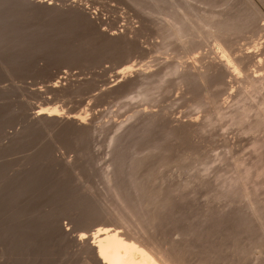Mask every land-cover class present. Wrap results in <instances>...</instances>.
<instances>
[{"label": "rangeland", "instance_id": "1", "mask_svg": "<svg viewBox=\"0 0 264 264\" xmlns=\"http://www.w3.org/2000/svg\"><path fill=\"white\" fill-rule=\"evenodd\" d=\"M39 1L0 0V264H85L78 248L54 232L55 219L74 235L92 233L99 223H116L119 202L109 176L114 172L113 181L131 191L135 176L129 173V165L137 155L146 159L137 177L144 178L149 188H160L163 194L177 199L167 214V219L171 214L176 216L172 217L176 226L165 223L164 236L179 240L182 227L202 225L207 205L228 214V219L230 212L232 222L226 218L219 219L224 221L221 224L215 222L221 227L215 224L214 228L221 231H216L220 239L215 238L219 240L218 247L214 244L215 252L212 250L213 259L208 256L216 259L211 264H264V234L254 228L256 223H252L254 235L247 234L243 217L237 219L243 213L247 219L250 213L242 190L231 192L229 198L220 197L225 183L241 168L239 163H254V168L263 164L264 168V148L260 153L253 145L256 135L245 133L243 125L234 120L230 123L228 118L218 116L220 107L234 110L241 107L240 102L246 103L245 99L239 101L241 83L231 77L220 79L210 88L209 103L201 106L204 93L197 76L221 44L215 37L206 36L198 17L241 8L255 16V21L259 19L264 35V0ZM184 16L199 23L195 24L199 28L194 31L188 25V34L177 37L171 24L183 21ZM251 31H235L222 43L237 54L257 51L264 37ZM131 64L134 67L129 74L133 77H116ZM58 80L62 86L49 89ZM109 86H115L114 90L106 93ZM34 106L82 115L90 127L80 129L69 122L63 126L31 123ZM208 111L216 120L212 119L205 134L197 123ZM148 112L155 113L156 119L147 126L143 122ZM130 123L137 133L131 132V137V133H125L118 139L122 143L117 139L116 143L113 138L122 130L116 132L115 125L122 124L125 129ZM262 175L250 177L252 186L248 188L259 184L256 195L262 201L256 195L253 198L264 203ZM197 248L195 252L200 254ZM201 255L192 257L204 263L205 255Z\"/></svg>", "mask_w": 264, "mask_h": 264}, {"label": "bare ground", "instance_id": "2", "mask_svg": "<svg viewBox=\"0 0 264 264\" xmlns=\"http://www.w3.org/2000/svg\"><path fill=\"white\" fill-rule=\"evenodd\" d=\"M33 1H34V3L37 2V0L36 1L33 0ZM40 1H43V3L47 2L46 0H40ZM31 2H32V0H31ZM38 3H37V5H39L42 2H40L39 4ZM49 4L51 5V2ZM247 4H248V2H247ZM232 7L233 6H231V8ZM240 7H242V6H240ZM235 8H237V7H235ZM244 8H246V7H244ZM247 9L249 11V8H246V10ZM251 10H252V7H251ZM228 11H229V9H228ZM230 12L231 13H228V14L220 13L218 15L217 14H214L212 16L209 15V17H203V16L202 17L201 16L198 17L199 18L198 22L200 23V27L203 28L204 31H206L205 32L207 34L206 36L207 37L208 36L215 37V39L216 40L218 39L220 41V43L222 44V45L220 44V50L215 53V55L212 57V59L210 58L211 60L203 63L202 62L203 60L200 58L202 60L201 63H203V66L200 67V70L198 68L199 71L197 72V76H198L200 84H201V86L203 88V93H204V95H202V105L201 106H205V105H207L209 103L210 88L212 87L213 84L218 83L220 81V79H222V81H225L224 79H227V78L231 77V79H233L234 81L240 82L241 86L240 85H238V86H240L239 88H241L240 89L241 90V97L243 96V99L240 97L239 99H241V100H239V99L238 100L239 101H243L245 99L246 103L244 104V102L243 103L240 102L241 103V105H240L241 107H238V109H236V108L234 109L233 108L234 110H231V107H229V109H228V107H226V108L224 107L226 110H223L224 108L221 109V107H220V109L218 111V116H219V118H222V119L228 118L230 123H231V119H232V121L234 120L236 123L240 124L241 126L243 125L242 130L245 133H247V134L250 133V134L256 135L255 139L253 141V145H254L255 150H259L258 152L261 153L260 149L262 150V148H264V90H263L264 89V42L263 43L261 42L262 44L259 43V44H261V46H260L261 48H258L257 51H254V50H250V51L248 50L247 51L246 50L247 52H244L245 50L244 51L242 50L244 52L243 54L235 53V49L234 48H233V50H231L230 48L226 47V45L223 44L222 42L224 40L226 41L227 38L232 33H235V31L239 32L241 30L243 31V30L252 29L253 31H251V32H254L255 35L261 34L262 26L260 27V24H258L260 22H257L259 19L257 21H255L256 20V19H254L255 16L253 18L252 14H251V16L247 15V13L245 12L244 9L240 8V9L233 10V11H230ZM254 13H255V11H254ZM257 13L258 12H256V14ZM259 14H260V12L257 15L259 16ZM261 16H262V14H261ZM257 18H260V16L257 17ZM171 22H173V21H170V23ZM199 23L198 24L195 23V24L199 25ZM195 24H194V21L191 19V17L189 18L188 16H184L183 21L181 20V21H179V23H178V21L175 22V23L173 22L171 24L172 25L171 28L174 29V35H177V37L178 36L185 37L186 33L188 32V28L190 26H191V30H194V31H196L195 29L199 28ZM171 25H169V27ZM188 25H190V26H188ZM262 36L264 37V35H262ZM232 52H234V53H232ZM253 66H255L254 70H252ZM133 67H134V64H131V65H128V66L124 67V69H122V71H119L117 73L116 77L117 78H119V77L121 78V75L123 77H127V76L131 77L132 75L129 74V73L131 72ZM176 70L178 71V68ZM195 73L196 72L193 71V74H195ZM141 74L143 75L144 73H141ZM143 76H145V75H143ZM184 76H185V74H184ZM187 76H190V75H187ZM142 78H144V77H142ZM115 81H117V79H115ZM59 82H60V80L55 81L54 83H51L48 86L49 89H52V91H53V90H56L58 87H61L62 85L60 86ZM224 84L227 85V82H225ZM112 87L113 86H109V87L105 88L106 89V93H109L108 91H113L114 90L113 88L115 86L113 88ZM218 87H221V86L219 85ZM224 89H226V88L224 87ZM222 90H223V88H222ZM262 90H263V92H262ZM211 91H214V89L213 90L211 89ZM55 92H57V91H55ZM104 92H102V93H104ZM238 92H239V90H238ZM237 94L239 95V93H237ZM214 96H216V95L214 94ZM214 99H215V97H214ZM240 103L238 102V104H240ZM242 104H243V106H242ZM227 105H229V104H227ZM233 107H235V106H233ZM33 109H34V111L31 113L32 117H30V119H32V121H30L31 123L32 122L35 123V124L36 123H39V124L41 123V124H45L44 126H46V125H49V126L50 125L51 126H53V125L54 126L62 125L63 126V124L69 122V124L72 123V125L74 127H77V128H80V129H83L85 127H87V128L90 127V125L88 126L87 119H85L84 116L77 115V114H70V113L67 114L68 112L66 113L67 115L65 113H59L58 112L59 110H58L57 107L45 108L44 106L43 107L39 106V107H35ZM212 110H210V111H212ZM210 111H208L209 113H208L207 116L205 115V117H204L205 119L203 118L204 119L203 121H199V123H197L198 124L197 126H199L198 129L200 128L202 133L205 130H208L207 126L210 123H212V119L214 118V116L212 115V113H210ZM154 119H156L155 113H151V112L149 113L148 112L147 118L144 119L145 121L143 123L144 124L147 123L146 125L148 126V124L152 123L154 121ZM211 125L212 124H210V126ZM95 126H97V125H95ZM112 126H114V125H112ZM115 127H116V130H115L116 132H119V130H122V132H121L122 134L118 133L113 138V139H115L114 141H116V139H117V141L119 143H120V141L118 139H120V137L124 138L123 135L125 133L136 132V131H133L135 128L133 129V127H131V123L128 126L129 128L126 127L125 129H123L122 124L121 125H119V124L115 125ZM177 128H179V127H177ZM148 129H149V127H148ZM172 129H174V128H172ZM178 131H180V130H178ZM142 132H143V130H142ZM132 133L130 135H128V136L131 137ZM16 138H18V137H16ZM127 138L125 137V139H127ZM117 141H116V143H118ZM113 143H115V142H113ZM116 143L114 144L115 147H116ZM119 146L120 145L118 144V147ZM111 147H113V144H112ZM124 148L125 147H123V149ZM124 150H126V149H124ZM120 151H121V147H120L119 152ZM134 151H135V149H134ZM121 155H123V154H121ZM263 155H264V152H263ZM137 156H136V158L131 160L132 161L131 164H130L131 166L129 165V167H131L130 168L131 170H129L130 171L129 173H132V176L133 175L135 176V178L132 180L131 191H129L126 188L127 187L126 185H125L126 186L125 187L121 183H119V182L117 183V182L113 181L114 178H115V177H113L114 176V172H111L113 175H111V173H109V175H111V176H109L110 177L109 178L110 179V183L112 184L110 186L112 188L111 190L115 194L114 196H116L118 198V202H119L118 203L119 204V206H118L119 208H117L118 211L115 209L117 211V212H115L113 210L115 212V215L111 214V216L114 215V217L116 219V223H110V222H103L101 224L99 223L98 225H96L97 227L94 228V231H92V233H89L88 231H82L79 234H77L75 232L76 234L74 235L70 231V229L68 227L66 229L63 228L62 224L60 223V220L55 219L56 221L55 220H54L55 222L53 221L54 224L52 223L53 224V229H55L54 232H56V234H58L61 238L66 240V242L73 243L78 248V251L82 254V256H84L87 264H209L208 262H210V264H211V261L215 262L216 261L215 258H214L215 260H211L210 258H208V256L211 254L210 257L212 258L213 257L212 255L214 254L213 251L218 247L217 241L220 238H219V236L217 237L218 234H217L216 231H219V230H217V228H219V226H220L219 224L224 222V221L220 220V222H221L220 223L219 219L220 218L221 219L226 218L228 214L225 216L226 213L225 214H222V212L219 213L220 211H218V212L216 211L215 212L214 209H213L214 207L211 208V207H207V205H206V208H204V212H203V215H202L203 216L202 217L203 218V220H202L203 222L201 223L202 225H200L199 227H191V226H187L185 228L182 227V229H183L181 231L182 232V235H181L182 237L179 240H177V239H171L170 240L168 237H166V235L165 236L163 235L164 232L162 233V231H163L162 228H164L163 226H164L165 223H166V225L168 223L171 226V224H174V223L177 222V221L175 222L174 220H172V217L174 216L173 214H171L172 217L170 216L171 219L170 218L167 219L169 217V215L167 216V214H169L168 212H170V209L174 207V201L177 200V199L173 200L172 199L173 197L171 198L168 194L167 195L163 194L162 190L160 188L159 189L149 188L148 187L149 185L147 186L145 181H143L144 178L141 179L140 177H137V176H139V174L137 175L138 169L141 168V165L144 164V161L146 163V159L144 157L141 158L140 156L139 157H137ZM259 156H260V154H259ZM115 159H116V157H115ZM241 161H243V160H241ZM257 161H258V159H257ZM112 162H113V160H112ZM257 163H256V165H257ZM120 164H121V162H120ZM239 165H240L241 168L238 167L239 170L237 171V173H234V177L233 178H229L227 183H225L224 191L223 192L221 191L222 194L220 195V197L224 195L223 197L226 196V197L229 198V196H231V194H232L231 192L235 191L233 193H236V191L239 190L238 192H240L242 190V192H241V193H243L242 196H244L243 198L246 197L248 205L250 206L249 207L250 209L248 208L250 213H248L249 211L248 212L246 211L248 213V218L247 219H244V218H246V217L243 216L244 213H243V215H241L240 212H239L240 214H237L238 217L241 215L239 218L236 217L237 216L236 214H235L236 216H233V218L236 217L240 221V218L243 217V218H241L242 219L241 222H242V224L243 223L245 224L246 228L245 229L243 228V229L245 230L244 232L248 231L247 234L249 232H251L252 233L251 236L254 235L253 231H252V228L254 227L255 224L252 225V223H256V226L254 228L257 227V229H260L261 231L260 230L259 231L264 234V203L263 202H258L259 198L257 196L259 194L256 195V192H258L257 190H258V185L259 184L256 185V186L253 185V187L257 188L256 190L253 187L252 188L254 190L252 188H251L252 190L248 188V185H250L249 184L250 183V177H252L253 175H255L257 178L259 176H261V177L263 176L262 174L264 173V168H261V167H263L262 166L263 164L262 165L260 164L261 166L258 165L259 167L256 166L254 168L253 167L254 163H253V165L250 164L251 166H248L243 161L241 164L239 163ZM206 169H208V168H206ZM118 171H120V169ZM139 171L141 172V170H139ZM142 171H143V169H142ZM119 174H120V172H119ZM140 174L143 175V172L140 173ZM146 174L147 173H145V175ZM142 175H141V177H143ZM145 175H144V177L147 176V175L146 176ZM120 176H121V174H120ZM258 180H260V179H258ZM147 183H148V181H147ZM204 183H205V181H204ZM257 183H258V181H257ZM255 184H256V182H255ZM251 186L252 185H250L249 187H251ZM253 191L255 193L252 194ZM253 195H256V197L258 199L256 197L253 198ZM255 199L257 201H255ZM260 201H262V200H260ZM180 203H182V202L180 201ZM26 206H27V204H26ZM224 208H226V207H224ZM223 210H224V212H226L225 209H223ZM242 211H243V209H242ZM108 212H109V210H108ZM229 214H230L229 215V219L226 218V220H227V222L230 220L229 221V223H230L231 222V213L229 212ZM174 217H176V216H174ZM113 221H114V219H113ZM178 221H180V220H178ZM216 221L219 222V224L215 223ZM233 221H234V219H233ZM237 222H238V220H237ZM190 223H188V224H190ZM215 224H217L216 225L217 228L216 227L214 228ZM181 225H183V224H181ZM185 225H186V223H185ZM224 225H226V224H224ZM174 226H176V225L174 224ZM223 227H225V226H223ZM17 229H19V228H17ZM220 231H221V229H220ZM215 232H216V236L213 234ZM251 233H249V234H251ZM22 234H23V232H22ZM227 234H229V233H227ZM213 235L215 237H213ZM165 237L168 238V239H166ZM216 237L219 238L217 241H215ZM213 239H214L215 242L213 241ZM222 241H223V238H222ZM229 242H230V240H229ZM219 243L220 242H218V244ZM222 243H224V242H222ZM214 244L217 247H214ZM239 244H237V245H239ZM219 245H223V244L220 243ZM195 248H197L198 251L201 250L203 253L201 251H199V252H201L202 255L203 254L205 255V256L203 255L205 257V259L203 257L204 263H202V262L201 263H197V262L194 261V256L199 258V255H201V253L199 254L198 252L197 253L199 255H197V253L195 252L196 251ZM219 249H221V248H219ZM194 252L196 253V255L194 254ZM216 252H218V251H216ZM192 255H194V256L192 257ZM202 255H201L200 258H202ZM206 258L208 260L210 259V261H208L207 263H205V260L207 261ZM214 262H213V264H217V262L216 263H214ZM218 264H220V263L218 262Z\"/></svg>", "mask_w": 264, "mask_h": 264}]
</instances>
